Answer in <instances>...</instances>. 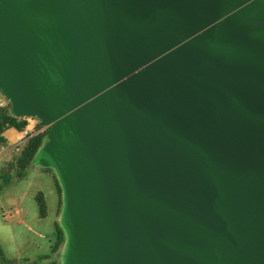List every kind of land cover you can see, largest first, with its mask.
Wrapping results in <instances>:
<instances>
[{
	"label": "water",
	"instance_id": "1",
	"mask_svg": "<svg viewBox=\"0 0 264 264\" xmlns=\"http://www.w3.org/2000/svg\"><path fill=\"white\" fill-rule=\"evenodd\" d=\"M0 91L63 264H264V0H0Z\"/></svg>",
	"mask_w": 264,
	"mask_h": 264
},
{
	"label": "rangeland",
	"instance_id": "2",
	"mask_svg": "<svg viewBox=\"0 0 264 264\" xmlns=\"http://www.w3.org/2000/svg\"><path fill=\"white\" fill-rule=\"evenodd\" d=\"M2 102L3 106L11 105L10 100L5 96L3 97ZM32 120L33 123L36 124L35 127L39 128L40 123L34 119H31V121ZM21 152L22 149L15 150L9 160L11 161L12 158H15L14 160H16V158L21 155ZM4 166L5 158L0 157V173L3 172ZM7 166L9 167L8 164L6 167ZM44 168H46L47 171H42ZM8 170L10 172V169ZM16 172L17 168L13 170V174H1L0 192L2 194L8 192L14 194L25 193L26 198L24 203L26 206L29 205L31 207L32 212L30 215L24 214L23 217L31 227V231H29L24 225L17 223L16 215L13 216L11 222H0V247L2 246L8 255H12V250H16L18 247L20 248V253L29 255L33 258H37L39 254L47 255V257L38 258L36 264H49L50 262L63 264L67 246L66 231L65 240L57 251H52V246L56 239L57 226L63 228L62 218L64 211L63 187L61 186V189L58 187L56 178L59 177L56 170L53 167H44L34 161L26 169V174L22 178L16 179ZM40 190L45 196L47 206L44 217L40 215V208L36 198V195ZM40 233H45L46 238L41 237ZM0 257L3 260H7V258L4 259L1 255Z\"/></svg>",
	"mask_w": 264,
	"mask_h": 264
},
{
	"label": "crops",
	"instance_id": "3",
	"mask_svg": "<svg viewBox=\"0 0 264 264\" xmlns=\"http://www.w3.org/2000/svg\"><path fill=\"white\" fill-rule=\"evenodd\" d=\"M2 101H3V97L0 94V108L3 106ZM25 118L28 120V125L26 126L24 130H19L16 127H10L3 132V136L6 138V142L0 144V157L5 158V166H4L3 172L0 173V176L1 174L2 175L13 174V171L10 170L9 172L8 170L9 167L8 166L6 167V165L9 162L15 159V158H12L11 161L9 160L12 157L13 152L15 150L23 149L29 137H31L38 131V129L35 127L36 124L33 123V120L31 121V118L29 117H25ZM43 170L47 171L46 168L42 169V171ZM40 196H43L45 199V196L41 190L36 195L37 201L40 198ZM25 198H26L25 193L14 194V193L8 192L6 194L5 193L2 194L0 192V222H7V223L11 222L13 219V216L16 215L17 223L24 225L25 227H27L29 231H31V227L27 224L26 220L23 217L24 214L30 215L32 212L31 207L29 205L28 206L25 205L24 203ZM38 204H39V201H38ZM39 208H40V205H39ZM40 215L44 217L41 214V211H40ZM40 236L43 238H46L45 233H40ZM2 250L7 260H3L0 257V264H36L38 258L47 257L46 254H43V255L39 254L37 258L30 257L29 255H24L20 253L19 247L16 248V250H12V255H8V253L5 252L3 247H2Z\"/></svg>",
	"mask_w": 264,
	"mask_h": 264
},
{
	"label": "trees",
	"instance_id": "4",
	"mask_svg": "<svg viewBox=\"0 0 264 264\" xmlns=\"http://www.w3.org/2000/svg\"><path fill=\"white\" fill-rule=\"evenodd\" d=\"M39 123H40V127L45 124V122L42 121H39ZM27 125H28V120L23 116L22 117L16 116L12 111L11 105L2 106L0 108V144L6 142V138L3 136V132L6 129L10 127H16L19 130H24ZM39 128H37L38 131L34 135L29 137V139L27 140L26 144L22 149L21 155L18 158H16V160H13L8 163L9 169L11 171L17 168V172H16L17 178H22L25 175L26 169L29 167L30 164H32L35 161L36 155L40 147L46 141L50 127L47 128L46 130H41L42 127L40 129ZM9 181H10V177H9ZM56 181L59 189H61L62 185L60 183L59 178H56ZM38 201L40 205L41 214L45 216L47 206L44 197L40 196ZM64 240H65V230L61 226H57L56 239L54 245L52 246V251L53 252L57 251ZM0 255L3 256L4 259H6L1 247H0ZM49 264H56V262H50Z\"/></svg>",
	"mask_w": 264,
	"mask_h": 264
},
{
	"label": "built area",
	"instance_id": "5",
	"mask_svg": "<svg viewBox=\"0 0 264 264\" xmlns=\"http://www.w3.org/2000/svg\"><path fill=\"white\" fill-rule=\"evenodd\" d=\"M29 118H31V119H34L35 121H40L39 119H37V118H34V117H29ZM51 126V123H45L43 126H42V128H41V130H46L47 128H49Z\"/></svg>",
	"mask_w": 264,
	"mask_h": 264
}]
</instances>
